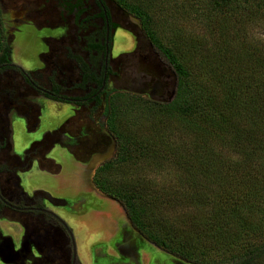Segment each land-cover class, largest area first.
<instances>
[{"label": "trees", "instance_id": "obj_1", "mask_svg": "<svg viewBox=\"0 0 264 264\" xmlns=\"http://www.w3.org/2000/svg\"><path fill=\"white\" fill-rule=\"evenodd\" d=\"M69 13L74 11L78 32L94 27L88 35H78L84 41L79 46L75 63L78 71L75 76H61L53 69L49 77L54 93H41L47 98L87 106L93 103L91 115L105 102V115L110 118V133L116 139L117 150L113 159L104 162L96 171L94 181L104 193L115 197L126 205L136 225L159 246L179 254L198 264H264V41L256 36L243 34L237 29H222L220 36L210 42L192 44L188 52H201V63L208 78L204 86L192 80L187 66L181 61L177 51L160 44L153 38L154 46L168 60L177 76V90L169 103H157L165 109L187 117L185 140L177 146L185 148L188 157L183 160L184 174L179 178L181 192L175 196L166 195L168 201L177 207L188 208L180 224L163 219L160 224L147 218L149 208L142 199H151L156 203L157 195H149L145 189L135 190L113 185L104 177V172L118 163L127 160H139V156H148V150L154 147L133 142L123 135L113 124L115 113H110L107 86L103 85L106 51V25H86L78 22L83 8V0H64ZM63 1V2H64ZM251 2L242 6V2ZM216 9L226 8V13L234 15L236 21L245 17L263 14L264 0H210ZM261 2V4H260ZM121 3V2H120ZM263 3V4H262ZM100 14L95 17H100ZM145 19V17H142ZM89 26V27H88ZM118 27L110 22V30ZM228 30V31H227ZM113 35L109 36V48ZM201 50V51H200ZM11 47L7 44L5 25L0 8V64L9 67ZM15 68V67H14ZM29 74V73H28ZM111 74L108 67L107 79ZM27 83L32 79L38 84L41 72L36 70L29 75L21 74ZM194 78V77H193ZM32 83V82H31ZM18 86V88L16 86ZM200 85V86H199ZM6 77L0 78V118L6 112V104L25 98L28 94L23 87ZM31 87L35 88L34 84ZM74 92L71 95L65 92ZM4 93V94H2ZM150 101V100H145ZM17 102V101H16ZM18 113L27 116L23 108ZM110 114V115H109ZM37 115V114H36ZM29 117V116H28ZM29 129L37 121L29 119ZM8 124V123H7ZM48 135V134H46ZM188 138V139H187ZM44 139H48L46 136ZM159 145V144H158ZM156 148V147H155ZM157 152V151H156ZM171 155V154H170ZM180 153L176 155L180 160ZM181 156V155H180ZM171 157H173L171 155ZM184 224V225H183ZM184 226L193 229L192 234L185 233ZM199 230L196 233L195 230ZM171 230H178L186 241L204 239L213 255H229L225 258L207 259L204 250L199 257L190 255L179 247L177 238ZM195 234V236H192ZM195 237V238H194ZM176 238V240H175ZM185 241V242H186ZM176 244V245H175ZM209 252L210 255H212Z\"/></svg>", "mask_w": 264, "mask_h": 264}, {"label": "rangeland", "instance_id": "obj_2", "mask_svg": "<svg viewBox=\"0 0 264 264\" xmlns=\"http://www.w3.org/2000/svg\"><path fill=\"white\" fill-rule=\"evenodd\" d=\"M241 2L242 6L251 3ZM2 3L13 62L31 72L41 69L43 65L41 55L48 49L44 37L51 33L63 32L64 34L68 28L61 24L56 25L55 28H49L56 22V18L53 22L51 19H45L44 8H41L43 5H50L60 9L62 7L59 5V0H2ZM106 4L115 24L118 25L112 31L111 57L108 58L111 74L107 89L111 92L108 100L110 113H115L113 124L115 123L117 130L129 136L133 142L147 144L154 148L148 150V156H139V160H127L111 166L108 171L104 172V177L112 181L113 185L139 191L145 189L149 195H157L159 198L153 206L150 203L152 198L145 197L147 201L141 200L143 205L149 208L147 215L149 223L160 224L165 219L177 225L182 222L184 213L189 209L175 206L173 202L168 201L166 195L173 197L184 189H180L179 178L185 172L183 160L188 157L189 151L180 148L178 152L176 147L180 146L186 138L187 132L184 133V131L187 128L185 126H187L188 119L177 112L157 105V103H169L174 98L175 94L171 96L169 93L173 90L176 93L178 81L171 64L154 46L153 38L160 44L177 51L181 61L191 73L192 80L200 85L203 83L202 86H204L208 78L201 63V52L204 53V51L193 53L186 49L191 48L192 44L205 41L209 42V47H212L210 42L220 36L222 29L232 27L237 29L238 26L243 27L241 29L243 34L248 32V37H259L263 39V42L264 16L263 14L253 15L250 18L246 16L239 22L236 21L235 14L229 15V12H225L226 8L216 9L210 0H106ZM117 6L124 12L123 16L119 14ZM26 7H30L29 11L34 10V12L24 13ZM13 24L19 26L20 29L15 30ZM71 30L70 28L65 35ZM73 31L79 37V35H88L91 28L78 32V28L74 26ZM68 43L75 49L85 44L81 38L78 40L75 37ZM137 46L139 48L136 57L131 56L128 51ZM54 47L56 54L57 44ZM139 54H148L151 59L157 57L165 68V74L170 76L169 86L163 96L149 94L142 87L134 85L132 79H140L143 76L140 75L137 67ZM13 78L16 79L14 75ZM74 78L76 79V76ZM127 78L128 84L125 83ZM65 93L71 95L74 92L66 91ZM27 97L42 105L40 121L35 129H29L25 116L17 112L18 108H9V103L6 104L8 108L6 111L12 123L15 152L23 153L31 143L42 140L48 132L56 129L65 121H68L71 126L72 134L78 137L79 140L76 142L79 146L74 144L72 147H64L63 144H55L48 156L51 155L50 157L54 158L59 166L63 165L61 173L52 175L38 169L35 164L31 170L23 174V184L28 188L44 186L57 194L71 195L74 188L83 181L82 176L87 167H91L88 173L91 177L96 174L95 171L102 165L101 163L115 156V150L109 146L111 140L108 132L110 133L112 127L110 118L107 117L108 114L105 115V102L98 108L95 120H90L88 111L92 104L85 108L82 107L79 113H75L73 105L41 97L32 90L28 91ZM71 115L74 117L68 120ZM101 147L108 148L103 155L99 152ZM179 153L180 160L176 158ZM89 155L93 156L91 164H87ZM46 165L51 170L57 171L58 169V165L53 162L46 161ZM60 212L74 225L80 255L88 263L87 247L91 241L105 238L108 231L111 222L107 220V213L104 211L98 213L93 210L83 215L67 214L62 210ZM0 225L1 229L8 231L6 223H0ZM184 229L189 235L193 233L190 227L184 226ZM195 231L198 233L199 230ZM170 233L178 239L177 245L194 257H199L204 250L208 251L207 259L209 260L215 258L226 260L229 257L226 254L217 257L213 255V250L210 252L206 246L209 245L207 240L188 242L186 241L187 236L185 237L180 231L171 230ZM199 259H202V256Z\"/></svg>", "mask_w": 264, "mask_h": 264}, {"label": "flooded vegetation", "instance_id": "obj_3", "mask_svg": "<svg viewBox=\"0 0 264 264\" xmlns=\"http://www.w3.org/2000/svg\"><path fill=\"white\" fill-rule=\"evenodd\" d=\"M63 1L59 0V5L62 7L60 9H58L59 7H52L50 5H43L41 7L44 8L45 19H51L53 22L56 18V24H51L49 28H55L56 25L60 26L59 24H61V26L68 27L65 33L70 28L72 32L70 31L66 35L63 32L60 34L51 33L49 36L44 37L48 49L41 55L43 65L38 71L42 75L38 79V84L32 79H30V83H27L21 74L25 73L29 75L31 71H27L14 63L12 58L8 68H5L6 64H0V78L6 77L16 83H20L22 85L20 88L24 84L27 90H32L36 93H39L36 91L39 90L41 93L53 94V86L49 79L53 69H57L61 76H70L72 74L76 76L78 66L75 63V56L79 52L74 46H70L68 42L74 37L76 39L73 30L74 26L76 29L78 28L74 13L77 9L69 13L68 8L65 7L67 2ZM73 2L78 1L73 0ZM78 7L83 8L78 22L82 21L86 25L94 23L101 27L104 24L106 25V37L104 38L106 40L105 64L106 54H108V58L111 57L109 36L114 29L110 30V22L115 23L106 0H83V4H78ZM117 8L119 14L123 16L124 12L118 6ZM29 10L30 7H26L24 13L34 12V10ZM97 14L101 16L95 17ZM18 19L22 20L20 17ZM4 25L6 41L11 47L7 38L8 29L5 20ZM13 28L15 30L20 29L16 24H13ZM89 28L94 30V27ZM55 44L58 46L56 49L58 54L54 53ZM138 48L139 46L135 47L134 51H128V53L136 57ZM138 62L139 73L143 76L140 79H132L134 85L142 87L149 94L163 96L170 82V76L165 74V68L163 75L160 76L159 71L154 69V58L151 59L148 54H139ZM108 67L106 68L105 65L104 80L106 83L104 84L103 80V85L99 91L107 86L110 77L109 74L108 79L106 78ZM13 75L16 79L13 78ZM128 78L125 81V83L127 82L126 84L129 82ZM165 82L167 87L162 92L161 86ZM31 84H34L37 89L31 87ZM16 87L18 88V86ZM39 95L47 98L42 94ZM16 101H11L8 107L23 108L27 115L25 116L27 123L30 121V118L36 119L37 123L34 126L32 125V129H35L40 121L39 117L42 105L32 98L29 99V97L25 98V101L22 99ZM69 104L73 105L75 113L82 107L85 108L90 105L79 106L73 103ZM91 104L88 118L95 120V114L98 109L91 115V109L94 105L93 103ZM5 109L7 110L8 108L5 107ZM73 117L71 115L68 120H71ZM67 125H69L68 121H65L56 129L47 133L48 139H44V137L42 140L35 141L23 153H17L14 149L12 123L7 111L0 118V223H6L8 227V231H4L0 225V264H198L159 246L145 234L132 220L124 202L104 193L97 187L94 181L95 174L91 177L88 175L91 169L90 166L86 168L82 176L83 181L78 187L74 188V192L71 195L57 194L44 186H35L33 188L24 186L23 174L31 170L35 164L38 169L47 171L52 175H59L61 173L63 165L59 166L58 162L50 157L51 155L48 156V154L51 153L55 144H63L64 147H72L74 144L77 147L79 146L77 143L78 137L72 134L71 126L69 125L68 127ZM77 131H80L79 128ZM108 135L111 140V145L109 146H112L115 150L114 153H116V139L109 132ZM101 148L99 151L102 153L101 155L106 150L108 151V148ZM74 157H76V154H74ZM92 157L91 155L87 157V164L92 163ZM46 161L58 165L57 171L47 167ZM48 166L53 167L52 165ZM61 210L67 214L74 215H83L91 210L98 213L102 211L107 213V220L111 222L108 221V224L110 223L108 231L105 238L91 241L87 247L89 255L88 263L80 255L74 225L61 214Z\"/></svg>", "mask_w": 264, "mask_h": 264}, {"label": "water", "instance_id": "obj_4", "mask_svg": "<svg viewBox=\"0 0 264 264\" xmlns=\"http://www.w3.org/2000/svg\"><path fill=\"white\" fill-rule=\"evenodd\" d=\"M0 8L3 9V3H2V0H0ZM2 16H4V13L2 12ZM4 18V17H3ZM5 20V18H4ZM108 64H109V59H108V54H106V62H105V65H106V68L108 67ZM154 69L155 70H158L159 71V75L162 76L163 73H164V67L162 66L161 62L157 60V57H154ZM105 80H104V84H105ZM167 87V84L165 82V84H163L161 86V91L163 92L164 88ZM171 96H173L175 94V90H173L172 92H170Z\"/></svg>", "mask_w": 264, "mask_h": 264}]
</instances>
